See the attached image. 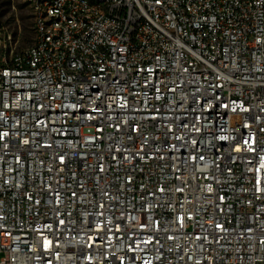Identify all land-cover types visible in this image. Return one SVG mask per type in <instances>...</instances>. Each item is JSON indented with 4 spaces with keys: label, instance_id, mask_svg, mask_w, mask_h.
Returning <instances> with one entry per match:
<instances>
[{
    "label": "built area",
    "instance_id": "obj_1",
    "mask_svg": "<svg viewBox=\"0 0 264 264\" xmlns=\"http://www.w3.org/2000/svg\"><path fill=\"white\" fill-rule=\"evenodd\" d=\"M24 2L0 264H264V0Z\"/></svg>",
    "mask_w": 264,
    "mask_h": 264
},
{
    "label": "rangeland",
    "instance_id": "obj_2",
    "mask_svg": "<svg viewBox=\"0 0 264 264\" xmlns=\"http://www.w3.org/2000/svg\"><path fill=\"white\" fill-rule=\"evenodd\" d=\"M32 41L31 14L24 0H0V65L9 64Z\"/></svg>",
    "mask_w": 264,
    "mask_h": 264
}]
</instances>
